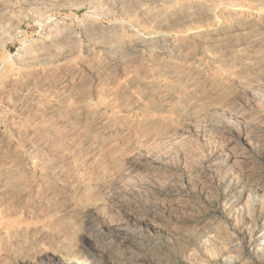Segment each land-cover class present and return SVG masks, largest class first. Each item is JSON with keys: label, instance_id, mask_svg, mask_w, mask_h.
I'll use <instances>...</instances> for the list:
<instances>
[{"label": "rangeland", "instance_id": "1", "mask_svg": "<svg viewBox=\"0 0 264 264\" xmlns=\"http://www.w3.org/2000/svg\"><path fill=\"white\" fill-rule=\"evenodd\" d=\"M0 264H264V0H0Z\"/></svg>", "mask_w": 264, "mask_h": 264}]
</instances>
